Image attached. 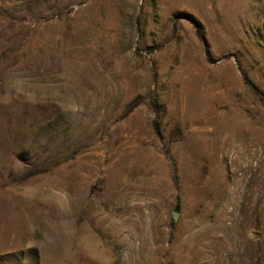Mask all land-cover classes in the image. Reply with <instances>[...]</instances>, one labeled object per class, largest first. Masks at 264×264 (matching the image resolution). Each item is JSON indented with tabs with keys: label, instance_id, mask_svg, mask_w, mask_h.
Masks as SVG:
<instances>
[{
	"label": "rangeland",
	"instance_id": "1",
	"mask_svg": "<svg viewBox=\"0 0 264 264\" xmlns=\"http://www.w3.org/2000/svg\"><path fill=\"white\" fill-rule=\"evenodd\" d=\"M0 264H264V0H0Z\"/></svg>",
	"mask_w": 264,
	"mask_h": 264
},
{
	"label": "water",
	"instance_id": "2",
	"mask_svg": "<svg viewBox=\"0 0 264 264\" xmlns=\"http://www.w3.org/2000/svg\"><path fill=\"white\" fill-rule=\"evenodd\" d=\"M177 216H178V213L177 212H172V218H173V220L174 221H176L177 220Z\"/></svg>",
	"mask_w": 264,
	"mask_h": 264
}]
</instances>
